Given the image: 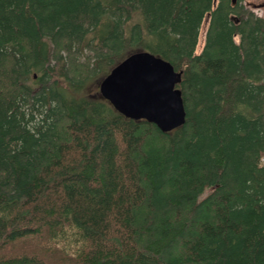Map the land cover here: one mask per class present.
Here are the masks:
<instances>
[{
	"label": "trees",
	"instance_id": "obj_1",
	"mask_svg": "<svg viewBox=\"0 0 264 264\" xmlns=\"http://www.w3.org/2000/svg\"><path fill=\"white\" fill-rule=\"evenodd\" d=\"M139 50L171 130L99 92ZM0 264H264V0H0Z\"/></svg>",
	"mask_w": 264,
	"mask_h": 264
},
{
	"label": "water",
	"instance_id": "obj_2",
	"mask_svg": "<svg viewBox=\"0 0 264 264\" xmlns=\"http://www.w3.org/2000/svg\"><path fill=\"white\" fill-rule=\"evenodd\" d=\"M181 71L145 50L130 53L98 84L102 97L126 117L146 119L161 131L185 121L181 91L176 84Z\"/></svg>",
	"mask_w": 264,
	"mask_h": 264
},
{
	"label": "rangeland",
	"instance_id": "obj_3",
	"mask_svg": "<svg viewBox=\"0 0 264 264\" xmlns=\"http://www.w3.org/2000/svg\"><path fill=\"white\" fill-rule=\"evenodd\" d=\"M256 13H259L260 12V10H258L257 8L254 10ZM201 40H202V36H200V42H201ZM200 45H201V43H200Z\"/></svg>",
	"mask_w": 264,
	"mask_h": 264
}]
</instances>
